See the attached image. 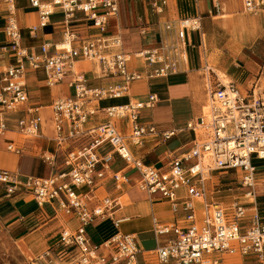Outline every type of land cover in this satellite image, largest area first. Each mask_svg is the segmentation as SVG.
I'll list each match as a JSON object with an SVG mask.
<instances>
[{
	"label": "built area",
	"instance_id": "obj_1",
	"mask_svg": "<svg viewBox=\"0 0 264 264\" xmlns=\"http://www.w3.org/2000/svg\"><path fill=\"white\" fill-rule=\"evenodd\" d=\"M2 1L8 14L4 48L16 62L0 70V135L10 130L26 139L44 135L47 119L43 106L27 105L30 70L43 71L50 87L72 74L69 85L74 95L58 97L50 106L55 144L53 150L41 154L50 173L22 178L17 170L0 167L1 196L29 195L39 207L51 206L55 217L74 216L77 225L72 230L62 225L57 244L59 254L76 264H137L140 249L133 234L118 231L97 244L89 233V226L97 221L110 220L118 228L125 220L116 216L124 200L101 192L109 183L121 191L131 182L153 201L170 204L173 222L155 221L159 264H217L218 254H239L264 264V209L260 207L264 205V165L254 163L264 160L263 97L257 99L254 90L244 95L233 80H225L206 63L202 67L206 104L199 124L159 131L154 124L146 123L142 112L159 101L157 93L148 94L146 100L131 98L125 104H99L128 96L135 81L166 77L177 71L182 52L190 43L188 34L201 29V17L184 16L177 27L166 22L164 30H174L175 36L166 38L160 46L130 54L123 49L121 35L108 34L110 20L120 12L118 0H28L39 13L38 23L31 27L33 32L58 15L65 24L59 42H46L33 50L22 44L17 0ZM170 2L150 0V6L154 13L161 14ZM242 3L248 13L264 9V0ZM214 4L221 12L222 0H214ZM80 59L98 63V78H118L119 82L90 85L84 72L75 70ZM139 61L144 62L146 71L139 69ZM99 111L104 112L103 122L88 125ZM18 112L22 114L10 128L9 121ZM122 119L128 123L121 127ZM128 128L126 136L123 131ZM199 128L205 129L203 137L197 134ZM184 131L192 132L191 145L160 166L145 163L129 147L130 142L141 145L150 135H161L168 141ZM6 148L18 155L25 153V148L13 141ZM119 163L123 167L119 168ZM220 170L224 171L214 175ZM231 172L234 176L230 178ZM228 196L233 200L226 204L222 199ZM250 199L254 202L247 201Z\"/></svg>",
	"mask_w": 264,
	"mask_h": 264
},
{
	"label": "crops",
	"instance_id": "obj_2",
	"mask_svg": "<svg viewBox=\"0 0 264 264\" xmlns=\"http://www.w3.org/2000/svg\"><path fill=\"white\" fill-rule=\"evenodd\" d=\"M118 1L120 12L118 16L110 20L108 34L121 35L123 38V49L130 54H135L145 48L160 46L165 42L166 38L175 36L174 30L169 33L163 28L164 24L168 21L173 22L177 27L179 19L184 16H200L202 25L199 31L189 32L188 41L190 43L187 47L184 60H180L179 62V69L177 71L166 77L153 79L143 78L135 81L130 86L128 96L102 100L99 104L102 107L111 104H125L131 98L146 100L148 94L157 93L159 101L153 108L146 109L142 112L146 123L154 124L159 131L186 128L187 124L191 122L195 124L196 120L202 114V108H204L206 101L205 88L203 87L199 71L202 70V67L206 63L211 65L208 47L205 45L207 39L206 33L203 32V9L207 7L205 13L209 12L211 18H215L214 16H218L220 13L224 17L226 14H223V12L227 7L224 8L222 5V11L217 12L214 0H171L163 13L156 14L151 9L150 0H126V3L122 2L124 0ZM127 1H130V5ZM240 1L243 11L246 12L243 8L242 0ZM257 14L264 17V9L254 15ZM151 15L155 16V21L152 19L151 22ZM7 17L6 5L0 0V70L16 62L11 54L7 52L8 50L4 48L6 46L4 28ZM16 18L22 31V44L29 49L38 50L39 46L43 43H56L62 39L65 24L59 15L55 16L47 26L38 28L36 32L31 30V27L38 23L39 13L29 6L28 0H17ZM194 34L198 37L196 42L193 40ZM196 47H202L204 49V57L201 50L199 52L200 56L194 53L192 49ZM131 59L137 64L138 60L135 57L131 56ZM95 63L94 61L80 59L76 63L75 70L84 72L90 83L97 82L103 86H106L110 81L116 82L120 80L118 78H98L101 73ZM139 64V69L146 71L145 64L144 67H141V61H139ZM226 69L229 70V74L237 79L234 80L232 77L231 80L237 83L238 86L239 84L246 85L251 79V75L246 74L244 71L239 69L235 70L231 66ZM249 70L251 71V69ZM45 77L43 71L30 70L27 73L30 94V100L27 105L29 107L42 105L43 112H45L47 106H51L56 98L74 95V90L69 85L72 74L53 87L47 86ZM33 85H35L36 89H33ZM58 86L59 88H56ZM47 97L51 98L50 104L45 103V98ZM99 113L98 115L96 113V115L90 118L88 125H98L103 122L104 112L99 111ZM20 114L22 113L11 114L13 118L9 121L10 128H14V119ZM125 123H128L127 119L119 120L121 127ZM127 132V130L123 131L125 135H127ZM22 137V135L12 130L0 135V167L17 170L22 178L27 175L43 176L49 174L50 168L42 161L41 154L45 151H51L54 148L55 143L52 140V127L47 125L44 130V135L39 138L26 139L23 137L24 140H22ZM190 137L191 139H189ZM191 140L192 132L184 131L168 141H163L161 135H150L144 138V142L141 145H135L130 142L129 147L133 154L136 157H141L145 163L160 166L162 162L169 161L179 150L181 151V149L191 145ZM12 141L25 148L23 155H18L7 150V144ZM178 141L182 143L175 148L170 147ZM26 160L35 163V171L33 173L24 170ZM41 162L45 164L44 167L49 172L39 173L38 168ZM118 167H123V164L119 163ZM124 170L127 173L129 172L130 175L133 174L128 169ZM101 193L102 195L106 193L112 196H118L124 200V205L117 210L116 216L118 218H124L125 220L118 228L110 220L97 221L95 224L89 226V233L93 241L101 244L118 231L122 234H133L136 237L140 249L137 264H150L151 262H149L148 258L150 255L155 254V249L158 245L154 233L155 221L158 224H169L173 222L174 216L170 204L165 200L153 201L132 184V182L131 184H124L121 191L114 189L113 185L109 183ZM47 207L53 211L49 205L39 207L29 195H16L5 198L0 194V218L10 222L8 225L9 228L14 231L15 236L18 235L16 241L22 242L24 246L23 251H26L28 255H35L41 249V234L46 232L47 228H44V230L41 229L43 220L40 217L45 218L44 215H47ZM38 215L40 216L38 218L39 221L35 223L36 216ZM53 216L58 219L57 222L59 223L58 227L60 229L62 225L69 228H74L77 225V219L72 215L62 214L60 217H55L53 214ZM59 232L56 239L57 243ZM143 235L150 236L151 240L154 241V246L146 248L141 239ZM50 257V263L57 264V262L63 261L62 263L64 264H76L63 255L56 260L51 254ZM243 258L246 264H256L247 257ZM21 262L23 264H38V262H31L26 258H23Z\"/></svg>",
	"mask_w": 264,
	"mask_h": 264
},
{
	"label": "rangeland",
	"instance_id": "obj_3",
	"mask_svg": "<svg viewBox=\"0 0 264 264\" xmlns=\"http://www.w3.org/2000/svg\"><path fill=\"white\" fill-rule=\"evenodd\" d=\"M122 2L126 3V0ZM222 3L224 8L227 7L223 12V14H226L224 17H222V14H219L218 16L213 15L215 18H211L209 12L205 13L207 7L203 9V32L206 33L207 39L205 45L208 47L211 65L224 72L230 79H232L233 76L229 74V70L226 69L230 68V66L235 70L239 69L246 72V74H250L251 79L249 82L244 86L239 84V89L244 95L251 94L253 90H256L257 93L264 96V17L260 14L254 15L244 12L240 0H222ZM128 4L130 5V1ZM150 19L152 22V19L155 21L156 18L151 15ZM197 39V35L194 34L193 40L196 42ZM201 48L196 47L192 50L198 55L201 50L204 57V49ZM141 67H144L143 61H141ZM248 68L251 69V71ZM199 74L204 87L203 71H199ZM233 79L237 80L234 77ZM90 85L97 86L99 84L94 82L90 83ZM56 88H59V86ZM33 89H36L35 85H33ZM45 99L46 104L51 103V98L47 97ZM205 104L206 101L204 105ZM44 115L47 119V125L51 126L52 124L49 122L50 111L46 110ZM201 132L203 133L204 130H198L197 134L199 135ZM189 139H191V137ZM22 140H24L23 137ZM181 143L182 142L179 141L175 142L170 147L175 148ZM254 163L261 167L264 165V160H254ZM44 165L45 164L41 162L38 168L39 173L49 172ZM24 170L33 173L35 171V163L26 160ZM233 176L234 173L231 172L229 177L231 178ZM234 186L238 187V184ZM239 190L240 189H235L236 192ZM239 196L242 198V201L245 200L242 195ZM222 200L226 204H229L233 200V197H224ZM260 207L262 210L264 209V205ZM46 210L47 215H44V219L42 216L40 217L38 215L35 220V223L38 222V218L40 217L41 220H43L41 229L44 230V228H47L46 232L41 234V249L35 255H28L26 251H23L24 246L22 242L16 241L18 235L15 236L14 231L8 226L10 222L0 218V264H23L21 262L23 258L31 262H38V264H54L49 262L52 257L47 255L48 252L54 256L55 260L61 258L63 253L59 255L60 248L56 241L60 230L58 227L59 223L57 222L58 219L54 218V213L50 208L47 207ZM141 239L146 248L154 246V241L151 240L150 236L143 235ZM217 257L219 258L217 264H246L244 258L239 254H218ZM148 260L151 262L150 264H159L155 254L150 255ZM62 262L63 261L57 262V264H64Z\"/></svg>",
	"mask_w": 264,
	"mask_h": 264
},
{
	"label": "bare ground",
	"instance_id": "obj_4",
	"mask_svg": "<svg viewBox=\"0 0 264 264\" xmlns=\"http://www.w3.org/2000/svg\"><path fill=\"white\" fill-rule=\"evenodd\" d=\"M220 14H222V13H220ZM186 56V52H185V50L182 52V60H184V57ZM93 62V61H92ZM95 63V62H94ZM96 65H97V67L99 68V71H100V67H99V65H98V63H95ZM75 66H76V64H75ZM221 76L223 75L224 77H225V80H230V77L229 76H227L224 72H222L221 70H219V69H217V68H215V67H213ZM254 94H255V97L258 99V98H261V97H263L264 98V96L263 95H261V94H259V93H257V91L256 90H254ZM204 109H205V107H204ZM46 110H48V111H51V109H50V107L49 106H47L46 107ZM45 110V111H46ZM98 114H100L99 112L97 113V115ZM199 124L200 122H199V120L197 119L196 120V122H195V124ZM189 125H195V124H193L192 122L191 123H188ZM187 124V125H188ZM203 127V126H202ZM198 130H204V132L202 133V137H203V135L205 134V129L204 128H202V129H198ZM128 132H127V135L129 134V132H130V129L128 128V130H127ZM200 133V134H201ZM199 134V135H200ZM126 135V136H127ZM224 170H220V171H217V172H215V174L214 175H218L219 173H221V172H223ZM243 196V195H242ZM244 199H245V197H244ZM247 201H249V202H254V199H250V200H247ZM69 229H71V228H69ZM72 230V229H71Z\"/></svg>",
	"mask_w": 264,
	"mask_h": 264
}]
</instances>
